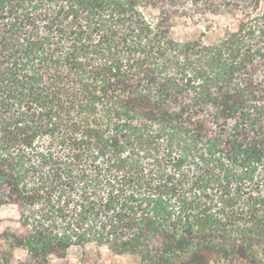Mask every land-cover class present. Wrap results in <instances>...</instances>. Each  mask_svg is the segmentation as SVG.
I'll use <instances>...</instances> for the list:
<instances>
[{
    "label": "trees",
    "instance_id": "16d2710c",
    "mask_svg": "<svg viewBox=\"0 0 264 264\" xmlns=\"http://www.w3.org/2000/svg\"><path fill=\"white\" fill-rule=\"evenodd\" d=\"M213 41L146 0H0V207L26 260L264 264V11ZM3 264H10L5 262Z\"/></svg>",
    "mask_w": 264,
    "mask_h": 264
},
{
    "label": "rangeland",
    "instance_id": "374dc122",
    "mask_svg": "<svg viewBox=\"0 0 264 264\" xmlns=\"http://www.w3.org/2000/svg\"><path fill=\"white\" fill-rule=\"evenodd\" d=\"M151 4L142 9L149 18L157 17L161 12L168 17L171 36L179 40L204 36L210 42L222 35L223 31L234 30L242 14L249 12L253 5L249 0H146ZM259 11H264V0H259ZM19 213L15 206L0 207V236L9 234L25 235V229L19 224ZM26 260L21 249H11L0 237V264H17ZM49 264H138L130 256L111 254L105 248L94 246L70 247L62 258L51 256Z\"/></svg>",
    "mask_w": 264,
    "mask_h": 264
}]
</instances>
